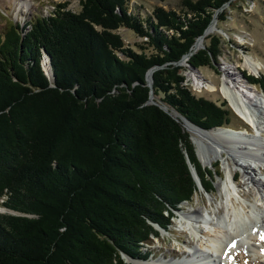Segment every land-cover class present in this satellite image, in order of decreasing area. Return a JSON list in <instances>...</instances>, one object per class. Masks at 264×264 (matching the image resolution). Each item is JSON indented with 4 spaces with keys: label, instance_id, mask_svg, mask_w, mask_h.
<instances>
[{
    "label": "trees",
    "instance_id": "obj_1",
    "mask_svg": "<svg viewBox=\"0 0 264 264\" xmlns=\"http://www.w3.org/2000/svg\"><path fill=\"white\" fill-rule=\"evenodd\" d=\"M230 0L134 9L79 0L0 34V264H134L169 230L217 163L199 160L182 118L230 127L226 103L196 96L177 63ZM120 28L141 40L126 45ZM209 30V28H208ZM187 58L214 67L220 35ZM45 63L48 70L45 68ZM152 71V88L146 72ZM264 90V77L245 75ZM232 128V127H231Z\"/></svg>",
    "mask_w": 264,
    "mask_h": 264
},
{
    "label": "rangeland",
    "instance_id": "obj_2",
    "mask_svg": "<svg viewBox=\"0 0 264 264\" xmlns=\"http://www.w3.org/2000/svg\"><path fill=\"white\" fill-rule=\"evenodd\" d=\"M21 0H0V34L6 27L14 22L24 24L29 18L39 15H49L58 5L64 4L66 8L77 11L79 9V0H25L24 4H20ZM232 3H225L221 9L226 10L225 18L218 20L215 18L211 23L209 30L205 34H218L221 39V53L217 57V62L214 67L204 65L190 68L184 59L179 63L183 66L182 74L185 77V83L189 86L196 96H203L217 103H226L231 109L232 117L229 128L239 130L244 137L255 139L257 137L264 138L263 130L258 132L242 119L230 106L227 98L221 91V84L228 83L229 77L238 75L241 83L246 81L254 90L264 95V90L259 86L251 84L246 80L245 75H255L264 77V0H230ZM162 5L165 8L178 9L181 0H130V5L134 9L148 11L153 5ZM123 40L126 45H130L136 49V42L141 38L134 34L131 30L120 28ZM201 43L208 39L201 38ZM246 59L256 63V71H253ZM186 121V120H185ZM190 123V122H189ZM191 124V123H190ZM193 125V124H192ZM187 129V128H186ZM200 129V128H198ZM202 129V128H201ZM188 130V129H187ZM207 130V129H202ZM209 130V129H208ZM231 131V130H230ZM190 133V131L188 130ZM191 135V133H190ZM192 137V135H191ZM193 138V137H192ZM195 141V139L193 138ZM215 147H222V143L217 139H203L200 146L195 143L197 155L200 158L199 151L202 154L212 153ZM199 150V151H198ZM230 154V155H229ZM231 151L223 150L222 156H216L211 162H202L203 165L211 166L212 163H217L215 170L218 172L214 176V188L208 193L203 187H199L189 202L181 204L180 210L175 212V217L172 218V224L168 231L160 229L159 235L153 237L152 241L145 245L144 251H148V255L140 260H152L159 264V261L166 259H182L188 255L190 246L198 249H206L213 253V257L220 259L222 264H264V224L260 218L250 227V233L253 236L250 242L255 244L258 253L248 252L244 247L235 244L230 251L225 252V258L222 254L210 250L208 240L211 238L220 239L221 233L215 230H209L203 227V230L198 234V239L190 234L188 229L182 227L179 222L180 213L186 209L200 207L205 214L206 210L210 216L221 215L225 211L226 195L225 189L221 183L226 176L225 158L232 163ZM250 164L252 173L262 179L264 184V164L256 166L255 160L250 157L244 158ZM232 183H238L239 195L232 196V201L235 207L241 208L244 212L251 207L250 202H253L251 193L248 191L249 184L244 183L242 178V169L233 165ZM0 198V202H1ZM260 215L264 217V205L258 206ZM6 210L0 204V211ZM241 227V225H239ZM198 240V241H197ZM201 240V241H199ZM237 246V247H236ZM128 258L125 257V260ZM128 261V260H127ZM135 264V263H134ZM155 264V263H154Z\"/></svg>",
    "mask_w": 264,
    "mask_h": 264
},
{
    "label": "bare ground",
    "instance_id": "obj_3",
    "mask_svg": "<svg viewBox=\"0 0 264 264\" xmlns=\"http://www.w3.org/2000/svg\"><path fill=\"white\" fill-rule=\"evenodd\" d=\"M25 0H21L20 4H24ZM249 67L256 71V63L246 59ZM45 68L48 66L45 63ZM247 80V79H246ZM240 82L238 75L229 77V84L222 83L220 91L222 95L227 98L231 108L244 119L251 128L260 132L264 127V95L257 93L252 86H249L246 81ZM184 126L187 128L195 143L200 146L203 139L212 138L217 139L222 143L223 148L215 147L212 153L202 154L199 150V155L202 162H211L216 156H222V151L227 150L232 153V163L225 158L226 176L222 180V187L225 189L226 203L225 211L218 216H210L205 211V214L200 210V207L186 209L180 213L179 222L182 227L188 229L194 238L198 239V234L207 227L209 230L217 229L221 235L220 239L210 238V250L222 254L225 258V252L230 251L235 244L244 247L248 252L253 254L258 253L255 244L250 242L252 239V232L249 229L252 224L260 218L264 224V217L260 215L259 205H264V184L261 178L252 173L250 164L244 158L250 157L255 160V164L260 168L264 164V138L257 137L255 139L244 137L239 130L230 131L222 128H211L207 130L198 129L195 125L190 124L189 121H184ZM232 129V128H230ZM233 130V129H232ZM230 155V154H229ZM233 165L242 169V178L244 183L249 184L248 191L251 193L253 202H250L249 212H244L241 208L235 207L232 201L234 192L239 195V184L232 183ZM234 191V192H233ZM241 225V227H239ZM199 232V233H198ZM198 241V240H197ZM201 241V240H199ZM237 247V246H236ZM213 253L206 249H198L190 246L188 255L182 259H166L159 261V264H222L221 260L212 256ZM135 264H157L152 260H131Z\"/></svg>",
    "mask_w": 264,
    "mask_h": 264
},
{
    "label": "water",
    "instance_id": "obj_4",
    "mask_svg": "<svg viewBox=\"0 0 264 264\" xmlns=\"http://www.w3.org/2000/svg\"><path fill=\"white\" fill-rule=\"evenodd\" d=\"M212 22H213V20H212V21L208 24V26L205 28L203 34H201L200 36H198V37L196 38V40L194 41V44H193V48H192V50L189 51V52H187V53H185L177 63H181L182 60L187 59V58L189 57V55H190V54H191L196 48H198V47H203V46H204L203 43H201L200 40H201L202 36L204 35V33H206V31L208 30V28L210 27V25H211ZM188 66H189L190 68H192V67L194 68V66H191L190 64H188ZM153 69H154V68H150V69L146 72V83L150 86V88H152V80H153V79H152V71H153ZM245 79H247V78H245ZM181 118H182L183 124H184V121H185V120L189 121V120L186 119L185 117H181ZM189 122H190V121H189ZM190 123H191V122H190ZM192 124H193V123H192ZM193 125H195V124H193ZM195 126L201 129V127H199V126H197V125H195ZM212 128H222V129H227V130H231V131H233V130L230 129L229 127H224V126H217V127H212ZM202 129H204V128H202ZM210 129H211V128H210ZM190 138H191V140H192V142H193V144H194V146H195V141L193 140V138L191 137V135H190ZM195 150H196V149H195ZM196 154H197V152H196ZM197 156H198V155H197ZM198 158H199V156H198ZM186 160H187V162H188V165H189L190 171H191V173H192V175H193V177H194V179H195V181H196V183H197V185H198V188H199V187H202V185H201V183H200V180H199V177H198V175H197V173H196V171H195L194 166L190 163L188 157H186ZM199 160H200V158H199ZM132 263H134V262L132 261Z\"/></svg>",
    "mask_w": 264,
    "mask_h": 264
}]
</instances>
